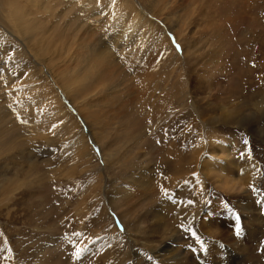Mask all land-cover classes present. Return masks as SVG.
Wrapping results in <instances>:
<instances>
[{
    "label": "rangeland",
    "instance_id": "obj_1",
    "mask_svg": "<svg viewBox=\"0 0 264 264\" xmlns=\"http://www.w3.org/2000/svg\"><path fill=\"white\" fill-rule=\"evenodd\" d=\"M111 1L0 0V264H264V0H162L146 61Z\"/></svg>",
    "mask_w": 264,
    "mask_h": 264
},
{
    "label": "bare ground",
    "instance_id": "obj_2",
    "mask_svg": "<svg viewBox=\"0 0 264 264\" xmlns=\"http://www.w3.org/2000/svg\"><path fill=\"white\" fill-rule=\"evenodd\" d=\"M114 1L115 0H112L111 2H114ZM137 3H138V5H136ZM124 5H125V8H123ZM120 8L128 9L129 14H131L133 17H136V19L133 20V18H132V20H131L130 17H128L129 15L128 16L121 15V16L116 17L115 13H113L116 18L114 16L112 18L117 21L115 24L117 26L116 27L117 30L112 31L110 33V35L106 38L107 39L106 42L109 43L108 49H110L116 43L124 44L125 48H128L130 46H132V47L134 46V48H138V50H139V51H137L138 53L135 52V53H137V56L138 57L142 56L143 57L142 59L145 60V57L147 56V54L143 53V50L141 49L140 45H144V43L148 44L149 45L148 49L151 50L152 47L149 44V40L151 38L154 39V36L158 34V36H157L158 39H156L155 42H153L154 44L156 43V47H159L161 49L167 48V49H171V50L175 51V49L171 45L170 39L168 38L167 34L166 35L164 34V32L161 30V28L158 27L156 20H155V17H158V18H162L166 21L167 20L169 21L171 14L177 15L176 18H173L174 20H176V24L173 27L175 29L174 32L178 35V31H177L176 27H180L181 25H183L184 17L181 14H176V11L171 10L172 8L169 9L168 3L165 4L162 2V0H121L120 1ZM182 8H184V7H181V9ZM119 15H120V13H119ZM112 18L109 20H112ZM143 28H145L146 30H143ZM122 48H123V46H122ZM123 51H125V50L123 49ZM159 55H160V53L157 54V56H159ZM103 56H104V54H103ZM108 56H110V55H108ZM135 56H136V54H135ZM212 56H213V58L215 57L214 55H212ZM212 56H210V58ZM92 63H93V60L91 62H87L85 64V66L83 67L82 71H80L79 75L72 80H71V77L66 78L64 75H60V78L65 79V80H63V82L61 81L63 83L61 86L64 88V90L65 89L70 90L71 92L72 91L73 92H79L80 90L83 91L82 89L88 88L93 83V79L97 80L98 76H96L94 78L95 71H93V68L95 65L94 64L92 65ZM153 67H154V65H153ZM153 67L150 66V68L148 67V69H151ZM59 107H60L59 108L60 110L55 112V114L57 113L56 115L59 118L64 119L65 121L71 122L74 124L77 123L74 120V118L70 112L66 111L65 109H62L63 107L60 105V103H59ZM90 118H91V115H90ZM106 121L107 120H106V116H105L104 122L106 123ZM93 122L95 124H97V123H101V120L96 119ZM90 124H92V123H90ZM91 127H93V125H91ZM92 129H93L92 132L95 135L94 127ZM88 148H89V146L87 143L86 134H85V131L82 130L80 147L78 148L77 152H78V154L83 155L86 152H88ZM147 172H148V170L143 172V174H141V175L139 174L140 176H135L133 178V180L136 184V187H137V191H138L137 194H141L140 192L143 193V191H145V186L148 183V181H147L148 173ZM130 176H132L131 173H130ZM224 180H225V184H227L226 187H229V185H231L230 181L226 180L225 178H224ZM115 181H116V179H114L112 182L115 183ZM231 182L233 183L232 180H231ZM234 183H236V182H234ZM232 185L235 186V184H232ZM124 193H125V196H124L125 204L128 203V201L131 202L132 196H133L132 194H135V192L131 193V191H129V192L124 191ZM112 194L115 195L116 192H113ZM122 207H124V209H125L124 204ZM127 211H129V210H127ZM154 213L156 214L157 211H155ZM122 214H125V211H122ZM115 234L118 235L119 233H115Z\"/></svg>",
    "mask_w": 264,
    "mask_h": 264
},
{
    "label": "snow or ice",
    "instance_id": "obj_3",
    "mask_svg": "<svg viewBox=\"0 0 264 264\" xmlns=\"http://www.w3.org/2000/svg\"><path fill=\"white\" fill-rule=\"evenodd\" d=\"M176 47L179 48V45L177 44ZM245 143H247V141H245ZM165 195H167V191H165ZM193 203H194V201H192V200L187 201V204H189V205H191ZM186 231L190 232L191 236L195 237L196 242L203 245V241L201 240L200 236L197 234V231H193L192 229H186ZM240 231H241L240 226L237 225V228H236L237 235L240 234ZM77 235H79V233H77ZM79 255H80V251L78 250L77 256L79 257Z\"/></svg>",
    "mask_w": 264,
    "mask_h": 264
}]
</instances>
